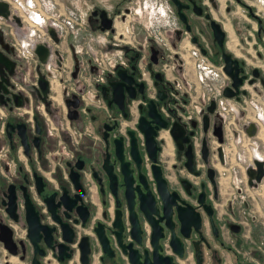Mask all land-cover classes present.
Returning <instances> with one entry per match:
<instances>
[{"label":"flooded vegetation","instance_id":"obj_1","mask_svg":"<svg viewBox=\"0 0 264 264\" xmlns=\"http://www.w3.org/2000/svg\"><path fill=\"white\" fill-rule=\"evenodd\" d=\"M0 2V252L23 264H264V207L247 194L264 191L248 175L264 158L229 151L242 133L260 138L264 0H154L175 19L169 44L139 31L137 0ZM227 55L243 80L233 97Z\"/></svg>","mask_w":264,"mask_h":264},{"label":"rangeland","instance_id":"obj_2","mask_svg":"<svg viewBox=\"0 0 264 264\" xmlns=\"http://www.w3.org/2000/svg\"><path fill=\"white\" fill-rule=\"evenodd\" d=\"M59 1L63 2V0H59ZM74 1H76V0H74ZM159 5L160 4L159 3L156 4L154 2V0H137L136 4L134 6L135 14L133 16L135 17V19L137 21L142 23L144 25V27H145V28H141L142 26H140L139 23H137L139 31L142 30V31L145 32V29H147L151 33L152 37L161 38L162 41H166L168 39V37H167V33H168L167 29L168 28L172 29V26H173L172 23L175 22V19L170 15L169 11H168L169 17H167V15L161 16L160 13H159L161 11L160 7H162V8H165V7H164V3H162L160 6ZM77 10L81 11L80 8L77 9ZM165 10H167V9L165 8ZM238 15H240V13ZM134 17H132V19H134ZM235 20L237 21V23L241 27H243V25L246 22L245 18L242 17V16L241 17H235ZM232 37L236 38V36L233 33V31L231 32V38ZM166 42H167V44H169L168 41H166ZM182 45H184V44H181L180 50L182 48H184V46H182ZM188 46L190 48V45H188ZM191 50H194V49L191 48ZM233 51H235L237 53L236 47H235V50H233ZM238 54H240V52ZM188 76L192 77L191 80L196 83L197 80L195 79V77H198V76H201V75H198V76L194 75L192 73V71H191V73ZM261 136H263V135H261ZM259 140L260 141H264V137H261V139H259ZM243 144H244V142H243V140H241V144H239L237 146L229 147L230 148V150H229L230 151V156H232V158L235 157L234 154L236 153V150L239 152V155H241L243 157L245 156L244 153L247 151L246 150L247 147H245ZM255 150H256L257 154H259L260 156H263V158H264V148H263V146L258 147ZM247 155L250 156V154L248 152H246V156ZM0 253H1V256H0L1 261L3 259H5L8 262V264H23V263H21V261H19V259L17 257H12V256H8L7 257L5 251H1Z\"/></svg>","mask_w":264,"mask_h":264},{"label":"water","instance_id":"obj_3","mask_svg":"<svg viewBox=\"0 0 264 264\" xmlns=\"http://www.w3.org/2000/svg\"><path fill=\"white\" fill-rule=\"evenodd\" d=\"M174 2H177V0H173ZM7 13V4L4 2H0V15H5ZM212 25L214 27V31L217 34H222L224 33L223 30L221 29V26L219 25V23L215 22L214 20L212 21ZM109 24L105 25V27H108ZM224 70L225 72L232 78L233 83H232V87L234 88V90L230 87H227L224 90V95L227 97H233L235 95H237L239 93V86L242 84L243 80L241 77L238 76L240 69L238 68V61L234 60L231 55H227L225 57V66H224ZM247 133L249 136H255L256 132H257V128L256 125L254 123H250V125L247 127L246 129ZM220 141H222V136L220 137ZM255 169L250 168L248 171V175L250 176L251 179H254L255 182H260L261 179L264 176V161L262 160H255ZM253 183V182H252ZM182 222H185L186 219L185 218H181ZM195 224L196 226L199 225V217L196 214L195 218H194ZM4 242V247L8 248L9 251H11L12 253H15L14 250H10L9 248V244H7L5 242V240H3ZM8 243L11 244L12 239L10 238V234H8V239H7ZM9 245V246H8ZM180 254V253H179ZM168 264H172L171 260L167 261ZM32 264H38L36 261H32ZM198 264H201L200 259H198Z\"/></svg>","mask_w":264,"mask_h":264},{"label":"built area","instance_id":"obj_4","mask_svg":"<svg viewBox=\"0 0 264 264\" xmlns=\"http://www.w3.org/2000/svg\"><path fill=\"white\" fill-rule=\"evenodd\" d=\"M251 116V115H250ZM256 124L259 127V137H264V100L262 102H260L259 104H257L256 108L254 109L253 113H252V117H251ZM263 135V136H260ZM259 138V139H260ZM259 139H255V138H250V137H246L245 135H243L242 133V140L244 142V146H252L254 149V152H256V148L258 147V143L257 140ZM259 155V154H258ZM241 156V155H240ZM260 156V155H259Z\"/></svg>","mask_w":264,"mask_h":264},{"label":"crops","instance_id":"obj_5","mask_svg":"<svg viewBox=\"0 0 264 264\" xmlns=\"http://www.w3.org/2000/svg\"><path fill=\"white\" fill-rule=\"evenodd\" d=\"M247 194H248V197L251 198L253 203L255 202L254 197H258L259 201H258L257 205L261 206V207H264V191L261 194H257V192L248 189L247 190ZM258 206H257V209H258ZM227 262L229 263V260Z\"/></svg>","mask_w":264,"mask_h":264}]
</instances>
